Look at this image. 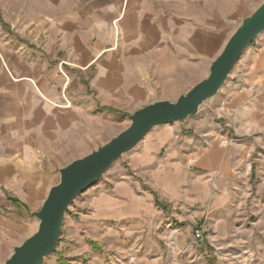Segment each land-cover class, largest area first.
Returning a JSON list of instances; mask_svg holds the SVG:
<instances>
[{
    "label": "crops",
    "instance_id": "1",
    "mask_svg": "<svg viewBox=\"0 0 264 264\" xmlns=\"http://www.w3.org/2000/svg\"><path fill=\"white\" fill-rule=\"evenodd\" d=\"M262 2L0 0V264L25 239L19 209L114 136L122 111L208 73ZM223 85V129L154 126L111 189L74 199L60 235L80 255L62 264H264V30Z\"/></svg>",
    "mask_w": 264,
    "mask_h": 264
},
{
    "label": "water",
    "instance_id": "2",
    "mask_svg": "<svg viewBox=\"0 0 264 264\" xmlns=\"http://www.w3.org/2000/svg\"><path fill=\"white\" fill-rule=\"evenodd\" d=\"M264 30V2L243 17L219 53L211 60L206 77L174 101L156 100L129 114V125L104 144L59 169L58 181L49 187L39 209L36 230L3 264H41L59 241L64 216L74 199L92 186L114 161L132 149L154 126L171 124L194 116L199 107L217 94L242 52Z\"/></svg>",
    "mask_w": 264,
    "mask_h": 264
},
{
    "label": "rangeland",
    "instance_id": "3",
    "mask_svg": "<svg viewBox=\"0 0 264 264\" xmlns=\"http://www.w3.org/2000/svg\"><path fill=\"white\" fill-rule=\"evenodd\" d=\"M1 20L2 19H1V13H0V21ZM1 24H2V22H1ZM206 75H207V73L206 74L202 73L200 75L201 77L198 78V80H196L189 87H186L182 90H179V95L182 93H185L195 83H197L202 78L206 77ZM223 86H221L220 91H218L215 96L206 100L199 107V111L197 112L196 115L190 116L184 121H176L175 123L172 124V126H177V127L180 126L182 129H184V131H187V133H192L193 130H200V129L201 130H221V129H223L224 128V117L221 114L222 101H223V92H222ZM174 100H175V98L170 100V101H174ZM131 113L132 112H123L122 111V115H121L122 123L118 128L115 129V135L129 125L130 120H129L128 116ZM155 128H162V127H155ZM105 140H107V138ZM129 152L130 151L125 152L121 156L120 159H117L116 161H114L112 163V165L103 173V175L100 179H98L92 186L88 187L85 191H83L82 196H95V194L98 193V190H100L104 186L108 190L111 189L110 186H111L113 180H120V178H122L124 173H128V171H129V167H128ZM58 171L56 172L55 178L52 180L53 181L52 185L58 181V178H59V172ZM52 185H50V186H52ZM45 196H40V198L37 200L35 199V201L30 203L29 207L23 206V208L19 209V211H22L23 216H25V221H26V224L28 226L26 228L24 238L28 237L29 235H31L36 230L38 220L33 215V213L39 209V207H40L43 199L45 198ZM13 199L15 200V202L12 201V198H10L11 203L16 204L17 200L15 198H13ZM77 200H76V202H77ZM16 205H18V204H16ZM84 207H85V210L88 209V206H84ZM69 210H71V207L69 208ZM67 216H69V214ZM67 224H68V222H67ZM68 238L69 237L67 236L66 229L64 228L62 231V234L60 235V239L57 243L55 251L53 253H51L50 255H48L47 257H45L41 264H62V260L66 259L68 256H70V254L74 251H77L75 253L76 255H80L78 253L80 250L70 249L65 245L66 239H68ZM204 239H205V237H203V239L201 241H204ZM10 253H12V251ZM86 255H87V257H89L88 254H85V256ZM214 259H215L214 257L210 258L208 260V264H215Z\"/></svg>",
    "mask_w": 264,
    "mask_h": 264
},
{
    "label": "built area",
    "instance_id": "4",
    "mask_svg": "<svg viewBox=\"0 0 264 264\" xmlns=\"http://www.w3.org/2000/svg\"><path fill=\"white\" fill-rule=\"evenodd\" d=\"M193 234L198 240L203 239V232H202V229L200 227L194 228Z\"/></svg>",
    "mask_w": 264,
    "mask_h": 264
},
{
    "label": "trees",
    "instance_id": "5",
    "mask_svg": "<svg viewBox=\"0 0 264 264\" xmlns=\"http://www.w3.org/2000/svg\"><path fill=\"white\" fill-rule=\"evenodd\" d=\"M12 201H14L15 202V200L12 198Z\"/></svg>",
    "mask_w": 264,
    "mask_h": 264
}]
</instances>
